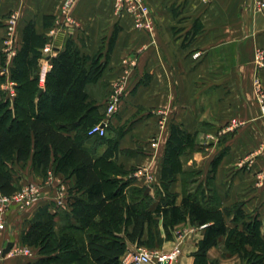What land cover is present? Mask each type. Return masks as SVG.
<instances>
[{"label": "crops", "instance_id": "crops-1", "mask_svg": "<svg viewBox=\"0 0 264 264\" xmlns=\"http://www.w3.org/2000/svg\"><path fill=\"white\" fill-rule=\"evenodd\" d=\"M139 1L148 14L137 22L125 9L117 12L113 0H75L66 16L61 13L64 0H0V70L11 79L28 23L46 38L52 29L57 30L52 39L54 56L69 40L81 56L98 57L104 64L98 82L87 86L95 105H100L101 120L112 88L123 84L105 141L90 137L83 145L95 161L103 158L107 141L116 138L115 150L105 164L127 172L125 178L132 180L129 188L145 189L148 209L153 210L162 196L166 141L170 127L176 126L189 137L175 156L179 164L176 179L167 186L173 206L182 204L180 173L191 174L186 189L203 191V206L222 212L239 207L247 222H259V235L264 238V99H260L264 68L258 69L254 63L256 50L264 51V8H257L264 0ZM11 15L16 17V25L9 37ZM49 16L52 18L47 19ZM67 18L73 23H67ZM10 48L14 53H7ZM50 69V60L41 56L32 72L39 76L41 89ZM15 165L27 166L23 176L31 174L42 196L27 209L11 207L6 214L7 228L0 244L13 246L0 264H42L38 247L23 243L22 237L42 211L54 214L56 230L64 226L69 200L78 196L75 177L66 179L48 169L46 175L52 174L55 184L42 183L44 177L34 171L30 160ZM67 190L70 196H62ZM54 196L63 197L64 206L58 207ZM153 219L154 225L147 226L142 237L145 245L127 242L125 254L136 248L168 254L178 246L180 254L172 264H194L205 226L193 225L188 214L176 222L165 221L160 213ZM225 222L230 228L242 229V221L235 222L232 215ZM119 236L125 237V228ZM226 239L221 237L207 251L205 264H253L238 252L231 253ZM23 249L29 253L16 252Z\"/></svg>", "mask_w": 264, "mask_h": 264}, {"label": "trees", "instance_id": "trees-1", "mask_svg": "<svg viewBox=\"0 0 264 264\" xmlns=\"http://www.w3.org/2000/svg\"><path fill=\"white\" fill-rule=\"evenodd\" d=\"M46 42L45 36L35 33L33 23H28L11 67V80L17 91L13 106L0 102V193L11 196L17 192L13 166L28 160L40 176L52 169L66 179L75 177L78 196L69 200L70 212L64 226L56 230L54 214L42 211L22 237L23 243L38 247L41 263L120 264L128 250L127 242L145 245V229L154 225V215L160 213L165 221L169 218L172 222L188 214L193 225L205 226L194 264H205L207 251L223 236L227 237L226 246L231 253L238 252L249 263L264 264L259 222H247V216L237 206L224 212L203 206L204 192L186 189L191 174L180 173L182 204L179 208L173 206L174 197L167 192V186L176 179L179 164L175 156L183 151L189 137L178 127H170L161 172L162 196L153 210L148 209L145 189L129 188L132 180L125 178L127 172L112 163L105 164L115 150L116 138L107 141L103 158L95 161L83 145L90 138L89 128L101 121L100 105H95L87 86L98 82L104 64L98 57L89 60L81 56L67 40L64 50L50 59L51 69L41 89L39 76L32 72L41 57L38 49ZM105 137L97 138L105 141ZM230 215L235 222L242 221L241 230L227 226L225 217ZM123 228L124 238L119 236ZM245 246L252 250L247 251Z\"/></svg>", "mask_w": 264, "mask_h": 264}, {"label": "built area", "instance_id": "built-area-1", "mask_svg": "<svg viewBox=\"0 0 264 264\" xmlns=\"http://www.w3.org/2000/svg\"><path fill=\"white\" fill-rule=\"evenodd\" d=\"M115 4V9L117 12L123 11L124 9L132 13L134 17H136L137 22L139 19H145L148 14L147 7L143 5L139 0H113ZM75 0H64L63 5L61 7L62 15L66 16L69 12L72 4ZM258 9L264 8V2L257 3ZM67 23H73L71 19H66ZM16 25V17L11 15L8 19V36L11 37L12 32H14ZM55 29L50 31V35L47 38V42L41 50V56L43 60L49 61L55 53L54 45L52 39L56 34ZM7 53H14L12 48L9 49ZM254 63L258 69L264 68V51L256 50L254 55ZM255 83L258 85V80L255 79ZM123 92V84L117 83L112 88L110 94L108 95L106 102L104 104V117L103 119L89 128L87 135L89 137H104L106 135V131L108 125L110 123V117L117 111L120 97ZM260 99H264V94L260 96ZM262 112L264 113V105L261 107ZM54 176L49 174L47 177V184H50L53 181ZM40 199V186L30 184L26 187H23L21 190L15 192L11 196H3L0 193V237L2 232H4L7 228L6 223V214L10 210L11 207H15L18 210H25L36 201ZM58 207L64 206V198L56 197L53 200ZM3 245L0 244V260L4 257L2 256ZM16 252H22L23 254H28L27 249L19 250ZM10 254V252L8 253ZM7 254V255H8ZM180 254V248L176 246L172 252L168 254H161L157 250L146 249V248H136L134 251L125 254L121 260L120 264H172L177 256Z\"/></svg>", "mask_w": 264, "mask_h": 264}, {"label": "rangeland", "instance_id": "rangeland-1", "mask_svg": "<svg viewBox=\"0 0 264 264\" xmlns=\"http://www.w3.org/2000/svg\"><path fill=\"white\" fill-rule=\"evenodd\" d=\"M0 69H1V67H0ZM0 75H1L0 76V102H4V101L6 102L7 101L8 107L12 108V106H13L12 104H13V100H14V98L12 96H14V93L16 94L17 91L15 89L13 91L14 87L12 86V83H11L12 80L6 79L4 72L1 70H0ZM33 96H34V91H33ZM106 133H107V131H106ZM25 167H27V166H25V165H23V166L14 165L13 166V177L15 179V182H16V185L18 188L17 191L21 190L23 187H26L27 185L33 184L32 183L33 178H30V176H31L30 173H28V175L23 176L22 172L25 170ZM28 167H30V165ZM47 177H48V174L47 175L45 174V176H44L45 180H42V183L47 181ZM54 181H51L50 184H55ZM56 184H58V182H56ZM57 187H55V189L59 190V189H57ZM56 193H54V194H56ZM41 196H42V192H41V188H40V198H41ZM62 196L69 197L70 196L69 191L67 190V193H65V195H62ZM56 197H58V196H54L52 199L54 200V198H56Z\"/></svg>", "mask_w": 264, "mask_h": 264}, {"label": "water", "instance_id": "water-1", "mask_svg": "<svg viewBox=\"0 0 264 264\" xmlns=\"http://www.w3.org/2000/svg\"><path fill=\"white\" fill-rule=\"evenodd\" d=\"M12 246H13L12 243H5L4 247H3L2 256H5L6 254H8L10 252Z\"/></svg>", "mask_w": 264, "mask_h": 264}]
</instances>
